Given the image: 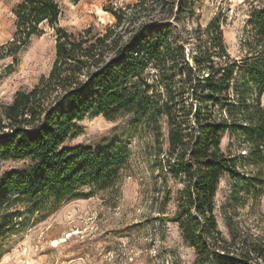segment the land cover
Wrapping results in <instances>:
<instances>
[{
    "label": "trees",
    "instance_id": "obj_1",
    "mask_svg": "<svg viewBox=\"0 0 264 264\" xmlns=\"http://www.w3.org/2000/svg\"><path fill=\"white\" fill-rule=\"evenodd\" d=\"M194 2L134 0L107 6L114 22L101 33L90 28L78 36L59 26L55 0H23L16 6L11 42L24 43L47 24L56 44L49 73L0 107V161H23L0 175V233L15 215L112 187L129 149L67 141L85 115L127 116L131 127L151 134L152 161L162 181L181 185L163 187L160 214L175 193L176 209L164 218L178 225L193 248L192 264H264V239L231 226L230 237H224L213 213L220 178L234 179L241 170L236 154L221 148L223 134L242 132L254 167L248 177L259 181L263 175L264 7L251 8L241 55L232 57L219 22L183 24L195 12ZM149 67L158 72L152 82ZM10 201L21 206L8 212Z\"/></svg>",
    "mask_w": 264,
    "mask_h": 264
},
{
    "label": "rangeland",
    "instance_id": "obj_2",
    "mask_svg": "<svg viewBox=\"0 0 264 264\" xmlns=\"http://www.w3.org/2000/svg\"><path fill=\"white\" fill-rule=\"evenodd\" d=\"M22 1L0 0V107L10 103L17 91L31 89L46 76L55 57V31L47 24H42V32L24 43L11 42L16 33L13 11ZM55 1L60 7L59 26L78 36L90 28L92 33L103 32L107 24L114 22L105 7H119L134 0ZM252 7H264V0H195V12L183 24L189 28L216 20L228 51L238 57ZM147 72L152 82L158 72L153 67ZM128 119L85 115L76 121V133L67 144L103 147L118 143L129 149L127 164L112 187L94 188L86 196L68 198L56 206L48 203L32 214L15 215L6 231L0 233V264H192L193 248L184 240L178 225L164 218L176 209L175 193L160 214L163 187L176 189L181 185L170 178L162 181L152 161L155 145L151 134L131 127ZM241 133L238 137L228 133L221 137V148L236 154L241 170L234 179L228 174L220 178L213 213L224 237H230L231 226L262 240L264 163L259 181H250L248 174L254 167L249 164ZM166 138L167 128L163 126V148ZM22 164L23 161H0V175ZM20 206L10 201L7 211Z\"/></svg>",
    "mask_w": 264,
    "mask_h": 264
}]
</instances>
